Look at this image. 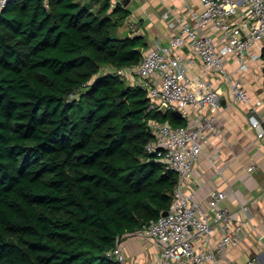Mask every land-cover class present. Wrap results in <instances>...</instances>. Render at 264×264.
Returning <instances> with one entry per match:
<instances>
[{
	"label": "trees",
	"instance_id": "1",
	"mask_svg": "<svg viewBox=\"0 0 264 264\" xmlns=\"http://www.w3.org/2000/svg\"><path fill=\"white\" fill-rule=\"evenodd\" d=\"M120 2L9 0L0 9V264H122L109 252L169 210L178 172L146 149L147 91ZM264 57V50H263Z\"/></svg>",
	"mask_w": 264,
	"mask_h": 264
},
{
	"label": "built area",
	"instance_id": "2",
	"mask_svg": "<svg viewBox=\"0 0 264 264\" xmlns=\"http://www.w3.org/2000/svg\"><path fill=\"white\" fill-rule=\"evenodd\" d=\"M182 12L168 7L162 14L174 32L167 43L161 39L143 52L138 63L114 67L113 72L142 85L147 91L148 110L159 109L164 103L168 110L180 111L187 119L183 125L150 118L148 123L154 138L146 145L155 158L165 160L167 168L178 172V182L167 214L141 229L143 237L159 246L156 261L141 264H222L221 255L231 245L240 242L239 232L245 220L235 217L223 202L227 194L220 189L209 192L200 200L194 190L195 168L204 144L215 129V115L193 116L196 108L220 110L218 91L202 75L191 71L196 56L201 58L203 73L217 70L232 85L235 98L249 105V119L254 127H262V99L253 100L241 78H233L226 62L233 54L237 69L250 68L249 60L261 58L255 46H264V0H180ZM9 0H0V9ZM112 5H116L114 2ZM129 25L136 30L134 22ZM250 216L248 206H242ZM219 237L214 240V236ZM110 255L122 264L125 250L119 245ZM245 264H264L257 257Z\"/></svg>",
	"mask_w": 264,
	"mask_h": 264
},
{
	"label": "crops",
	"instance_id": "3",
	"mask_svg": "<svg viewBox=\"0 0 264 264\" xmlns=\"http://www.w3.org/2000/svg\"><path fill=\"white\" fill-rule=\"evenodd\" d=\"M132 2L133 0H126L128 8H131ZM168 7L176 12L183 11L180 0H171L165 10ZM162 9L158 15H139L136 9L133 12L131 8L130 18L127 17L117 29L118 35L134 36L142 28L147 42L143 52L155 39L159 38L167 43L174 30L163 18L165 10L161 12ZM130 22L135 23L136 30L131 28ZM255 49L261 54V58L249 60L248 70L237 69L233 54L228 56L226 65L233 78L239 77L243 80L253 100H263L259 114L264 127V46L258 42ZM196 59L191 71L204 76L218 91L222 102L220 110L196 108L192 113L194 117L197 114L198 117L204 114L216 116L215 129L210 132V138L204 144L196 163V197L205 200L211 190H223L227 194L223 203L232 210L235 217L245 220L239 232V244L228 246L224 250L221 255L222 264H245L251 257L264 261V135L259 136L262 127L257 128L251 124L249 105L236 100L231 83L217 70L203 73L201 58L196 56ZM113 68L114 66L104 65L101 72L107 73L113 71ZM244 205L248 206L250 216L242 209ZM140 231L128 232L121 237L118 245L125 250L123 264H141L159 258L158 244L153 239L143 237ZM218 237L219 234H216L214 240Z\"/></svg>",
	"mask_w": 264,
	"mask_h": 264
},
{
	"label": "rangeland",
	"instance_id": "4",
	"mask_svg": "<svg viewBox=\"0 0 264 264\" xmlns=\"http://www.w3.org/2000/svg\"><path fill=\"white\" fill-rule=\"evenodd\" d=\"M94 1H96V2H98V4H100L101 3V1L102 0H94ZM105 1H107V0H103V2H105ZM170 1L171 0H148V1H146V0H133V4L131 5V8H132V10H133V12H134V10L136 9L137 10V12H138V14L139 15H141V14H145V13H155L156 15H158L159 13H160V9L161 8H163L162 10H161V12H163L164 10H165V8L169 5V3H170ZM110 2H111V4L114 2L115 4H117V3H121V4H123L125 7L127 6L126 5V0H110ZM144 5H145V7H144ZM129 6V5H128ZM127 6V7H128ZM131 8L129 7V9H130V11H132L131 10ZM130 15V14H129ZM128 15V17L130 18V16ZM129 18H128V20H129ZM163 19V18H162ZM141 20V19H140ZM125 22V21H124ZM123 22V23H124ZM138 23H140V21L138 22ZM122 25V24H121ZM120 25V26H121ZM141 25V24H140ZM119 26V27H120ZM117 27V29H118V25L116 26ZM117 29H116V31H117ZM116 34H118L117 32H116ZM144 39H146V36L144 37ZM147 39H149V35H147ZM104 71H105V69H103ZM129 84H131L130 83V81H128V80H126Z\"/></svg>",
	"mask_w": 264,
	"mask_h": 264
},
{
	"label": "water",
	"instance_id": "5",
	"mask_svg": "<svg viewBox=\"0 0 264 264\" xmlns=\"http://www.w3.org/2000/svg\"><path fill=\"white\" fill-rule=\"evenodd\" d=\"M128 1H129V0H128ZM127 3H128V2H127ZM126 5H127V4H126ZM143 32H144V31H143V29L141 28V29L139 30V32L136 33V35L144 36V33H143ZM138 49H139L141 52H143L144 46H139ZM140 86L143 87L142 85H140ZM158 111H162V112H164V113H167V112H168L167 104L164 103L163 105H161V106L159 107ZM174 112H175L176 114H178V115H181V112L178 111V110H176V111H174ZM152 153L155 154V150H153ZM167 213H168V210H166V211L164 212V214H167Z\"/></svg>",
	"mask_w": 264,
	"mask_h": 264
}]
</instances>
